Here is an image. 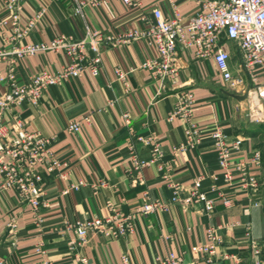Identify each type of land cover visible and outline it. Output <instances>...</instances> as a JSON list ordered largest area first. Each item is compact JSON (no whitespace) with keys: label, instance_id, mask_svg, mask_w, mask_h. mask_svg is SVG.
<instances>
[{"label":"crops","instance_id":"obj_1","mask_svg":"<svg viewBox=\"0 0 264 264\" xmlns=\"http://www.w3.org/2000/svg\"><path fill=\"white\" fill-rule=\"evenodd\" d=\"M80 0H24L21 21L27 22L44 8V14L28 39L47 41L56 35L79 37L88 27L117 31L135 27L145 10L158 5L167 14L172 12L167 0H142L144 8L131 7L122 0H108L99 6L88 5L78 12ZM182 13L193 9L192 0H177ZM0 0V20L4 16ZM9 36V28L0 29V46ZM231 51V68L235 78L227 82L216 75L213 60H197L189 53L179 51L176 59L179 73L176 82L161 89L148 69L141 64L157 56L156 48L145 39L118 47H107L102 53L98 75L90 69L79 78H70L59 85L46 88L37 106L24 104L17 108L27 129L40 131L50 139L52 150L68 161L67 175H44V192L40 213L43 221L36 224L34 212L28 203L20 200L13 189L0 187V259L6 264H31L34 247L43 242L54 264H80L70 251L69 238L73 230L63 229L66 220L107 215L110 205L128 212L142 200L146 190L153 198L169 200L172 188L156 165L145 166L138 182L130 169L126 138L131 129L143 134L154 132L161 142V160L172 166L171 178L180 183L181 195H186L193 178L203 175V186L216 199L211 215L200 211L197 204L183 209L171 204L168 209L138 219L135 230L125 237L113 238L104 233L91 232L87 243L78 250L88 256L90 264H120L121 256L129 252L134 264H161V258L170 251L181 254L182 264H264V127L254 126L247 119L250 97L242 98L249 77L240 68V54L233 41L225 43ZM61 52L45 51L24 57L17 63L20 79L44 70L56 72L69 63ZM133 69L129 75L130 92L116 79L115 68ZM2 74L6 62L0 63ZM190 89L195 98L194 120L202 128L200 141L187 144L186 124L180 117L170 118L175 107V92ZM7 86L0 80V94ZM129 113V118L124 113ZM90 117L78 132H69L68 124L75 119ZM3 121L12 127V113H3ZM222 125L228 143L243 137V145L234 150L232 163L246 161L254 148L263 153V165L258 174L263 181L259 192L240 191L226 182L218 165L213 126ZM11 133H13L11 131ZM263 139V140H262ZM141 157H148L150 149L138 144ZM83 181L78 189L68 194L63 190ZM104 181L105 185H94ZM229 193L232 202L226 205L221 193ZM15 216L18 228L11 234L7 222ZM214 225L221 242L211 254L200 247L209 242L207 226ZM260 248L254 256L253 244Z\"/></svg>","mask_w":264,"mask_h":264},{"label":"built area","instance_id":"obj_2","mask_svg":"<svg viewBox=\"0 0 264 264\" xmlns=\"http://www.w3.org/2000/svg\"><path fill=\"white\" fill-rule=\"evenodd\" d=\"M24 0H3L4 16L0 20L2 32L9 28V36L4 45L0 46V63L6 62L7 72L0 80L7 90L0 94V187L15 190L23 203L31 205L36 224L40 225L43 216L40 213L42 194L44 192V175L56 174L59 177L67 175L69 163L61 159L52 150L50 139L40 131L27 129L17 108L24 104L37 106L46 88L59 85L70 78L81 77L87 69L93 75H98L102 66V53L107 47L126 45L133 40L145 39L157 50V56L146 59L141 67L148 69L152 76L159 81L161 89L167 84H174L179 73L176 59L179 51L189 53L197 60H213L216 64V75L224 81L237 80L245 84V79L235 78L231 68V51L225 43L233 41L240 54V68L249 77L248 90L250 106L248 108L251 121H261L264 117L262 105L254 103L256 95L264 103V0H192L193 9L182 13L177 0H167L172 12L167 14L163 9L154 5L145 10L139 17L138 24L132 28L109 31L90 27L82 36L56 35L47 41H32L28 39L31 31L40 22L44 8L27 22L21 21V9ZM108 0H80L78 12L88 5L99 6ZM131 7L144 8L142 0H122ZM56 51L66 54L69 63L56 72L48 70L30 74L25 79L17 75V63L24 57L40 52ZM133 69L115 68L116 79L124 87L126 94L130 92L129 75ZM175 107L170 114L180 117L186 124L187 144H197L202 135V128L194 120L196 109L194 94L190 89H179L175 92ZM12 113V127L3 121V113ZM124 117L129 118L125 112ZM90 117L72 120L68 124L69 132H78L84 122ZM11 131L13 133H11ZM214 139L218 155L219 168L223 170L226 182L244 193L254 194L260 191L263 181L258 174L263 165V153L260 148H254L246 161L231 162L234 150L240 149L244 138L239 137L228 143L222 125L213 126ZM138 144L150 149L148 157H141ZM126 150L129 167L135 172L138 182H144L141 171L145 166L156 165L165 171V178L173 192L169 200L161 197L153 198L146 190L142 200L128 212H123L110 205L107 215H92L85 218L66 220L63 229L73 230L68 246L80 264H90L87 255L80 253L79 248L88 241L91 232L104 233L113 238L125 237L135 230L138 219H147L151 214L168 209L171 204H179L183 209L191 205H199L206 215H211L216 206V199L210 197L203 186V175H196L186 195H181V185L171 178L172 166L161 160V142L158 136L151 132L143 134L131 129L126 138ZM83 181L71 184L63 190L68 194L78 189ZM105 185L104 181L95 184V188ZM229 193H221L226 205L232 202ZM9 232L17 233L18 223L15 216L7 222ZM208 243L200 249L206 254L214 252L221 238L214 225L207 226ZM254 256L260 255V248L253 244ZM31 264H54L48 255L43 242L34 247ZM181 254L170 251L161 258V264H182ZM0 264H6L0 259ZM120 264H134L129 252L121 256ZM256 264H262L260 260Z\"/></svg>","mask_w":264,"mask_h":264},{"label":"rangeland","instance_id":"obj_3","mask_svg":"<svg viewBox=\"0 0 264 264\" xmlns=\"http://www.w3.org/2000/svg\"><path fill=\"white\" fill-rule=\"evenodd\" d=\"M256 90L254 89V103L255 104H259V105H262L263 106V109H264V103L261 101V99L259 98V95H256ZM249 111L247 110V119L249 120V122H251L252 124H253V126H254V123L255 124H262V127H264V117H262V119L263 120H261V121H251L250 120V117H249ZM264 139V138H263ZM262 139V140H263Z\"/></svg>","mask_w":264,"mask_h":264},{"label":"water","instance_id":"obj_4","mask_svg":"<svg viewBox=\"0 0 264 264\" xmlns=\"http://www.w3.org/2000/svg\"><path fill=\"white\" fill-rule=\"evenodd\" d=\"M248 95H249V90H248V88H247V90L245 91V93H244V95H243V97H242V98H247V97H248Z\"/></svg>","mask_w":264,"mask_h":264}]
</instances>
